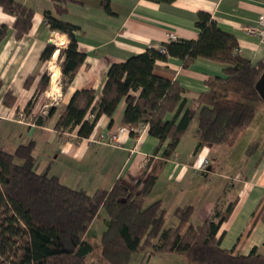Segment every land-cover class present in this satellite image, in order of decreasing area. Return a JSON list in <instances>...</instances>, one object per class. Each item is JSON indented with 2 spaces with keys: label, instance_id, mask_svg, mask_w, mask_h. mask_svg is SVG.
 <instances>
[{
  "label": "trees",
  "instance_id": "16d2710c",
  "mask_svg": "<svg viewBox=\"0 0 264 264\" xmlns=\"http://www.w3.org/2000/svg\"><path fill=\"white\" fill-rule=\"evenodd\" d=\"M53 1L57 15L46 10L44 19L51 29L65 33L69 39L67 47L59 52L61 74L69 83L85 54L77 46L79 27L59 16L65 4L74 0ZM107 1L103 0L106 8ZM0 7L15 17L16 38L29 31L32 7L17 0H0ZM195 26V40L177 38L112 63L98 96L92 88L76 89L55 121L54 130L61 135L77 127V137L86 138L101 115L110 117L111 126V117L124 100L119 123L131 136L138 134L136 127L145 124L159 146L167 140L161 153L164 159L174 154L194 116V152L205 144L232 141L248 128L264 105L255 86L264 62L252 64L242 56L235 36L223 30L209 12L199 11ZM5 34L6 28L1 26L0 40ZM54 50V45L48 44L41 60L50 58ZM169 57L180 59L183 66L198 57L217 60L224 64V73L208 77V89L194 99L195 107H186L185 89L176 80L153 73L154 63ZM48 82L49 76L44 73L36 93H41ZM36 96L25 105V117L30 115ZM12 101L9 94L3 100L5 104ZM54 112L55 108L50 107L46 113L33 114V124L44 125ZM168 113H173L170 119L165 118ZM258 145L259 140L251 142L247 153ZM32 149V140L19 144L12 152L0 147V264H88L92 245L85 233L102 207L107 217L100 236V254L108 264H127L132 254L142 252L181 255L187 264H264V253L256 247L247 254H234L221 246L219 230L235 200L224 207L215 204L205 219L194 224L192 206H177L168 214L161 200L148 201L158 176L157 167L148 175L142 173L137 181V185L142 182L139 189L137 185L129 189L116 179L110 188L89 193L82 187L64 184L58 176L38 172ZM258 217L264 221V204Z\"/></svg>",
  "mask_w": 264,
  "mask_h": 264
},
{
  "label": "crops",
  "instance_id": "0c3cea01",
  "mask_svg": "<svg viewBox=\"0 0 264 264\" xmlns=\"http://www.w3.org/2000/svg\"><path fill=\"white\" fill-rule=\"evenodd\" d=\"M17 1L32 7L33 14L29 31L16 38L15 17L0 7V27L6 28V34L0 40V147L12 152L19 144L32 140V153L37 161L41 156L49 157L56 170L55 165L59 162L57 175H54L63 183L66 180L69 186L82 187L87 192L110 188L116 179L132 189L144 171L148 175L157 167L158 176L148 201L161 200L168 214L177 206L190 205L193 209L191 221L197 224L211 213L215 204L224 207L235 200L233 210L219 230L221 246L231 249L234 254H247L253 247L264 253V221L258 217L264 204V136L261 135L262 140H259L260 136L252 132L255 117L232 141L205 144L194 152L197 142V116H194L174 154L167 159L161 156L167 140L159 146L158 139L148 133L147 126L136 136H131L119 123L124 100L111 117L113 124L109 125L110 117L101 115L86 138L77 137V127L61 135L53 128L76 89L92 88L99 95L112 63L122 62L147 47H159L161 43L177 38L197 39L195 21L199 11L209 12L223 30L232 33L240 54L252 64L264 62V40L244 30L245 25L255 24L259 15H264V0H108V8L103 0L69 1L59 16L79 27L77 46L85 54L69 83L62 77V58L59 56L60 49L67 47L69 39L65 33L51 29L44 19L46 10L56 14L54 1ZM48 44L54 45L55 50L50 58L41 60ZM223 69L224 64L213 59L198 57L183 66L180 59L169 57L164 61L157 60L153 73L176 80L185 89V106L195 107L194 99L208 89V77L223 75ZM44 73L49 76V82L37 94ZM7 94L13 99L10 104L3 102ZM34 95L37 96L30 115L18 120V113L24 112L25 105ZM53 99H58V103H53ZM50 107H54L55 112L47 122L42 126L33 124L32 115L45 113ZM258 110L260 124L264 125V105ZM172 116L173 113H168L165 118ZM111 133L117 134L116 142L107 140ZM255 140H259V145L248 154L247 147ZM239 145L242 148L236 154ZM244 154L250 162L243 161L245 168H239ZM213 157L223 164L220 173L211 163ZM204 160L208 161L205 172L199 170ZM225 169L228 172L225 173ZM232 179L234 182H230ZM141 185L142 182L137 189ZM103 223L105 225V219ZM87 262L93 264V260ZM99 262L108 264L102 259ZM127 264H187V261L173 253L142 252L132 254Z\"/></svg>",
  "mask_w": 264,
  "mask_h": 264
},
{
  "label": "rangeland",
  "instance_id": "374dc122",
  "mask_svg": "<svg viewBox=\"0 0 264 264\" xmlns=\"http://www.w3.org/2000/svg\"><path fill=\"white\" fill-rule=\"evenodd\" d=\"M259 111L260 110H258L256 112L255 119H254V121L252 123V132L257 134L256 136H260L259 140H262L261 137L264 136V125L260 124L261 117L259 116L260 115ZM241 148H242L241 145H239L236 148V154H238V151ZM244 153H245V151H244ZM246 157L247 156H245V154H244L242 160H240L239 168H245V162H243V161H246V162L249 161L250 162V159L247 160ZM211 163L217 168L219 173H220V171H222V165L223 164H221L219 162V159L217 160L216 157H213L211 159ZM247 164H248V162H247ZM52 165H53V163L49 159V157L41 156V158L37 161V164H36V166H38L37 167V171L38 172H43L46 175H54V174L57 175L56 172L59 169L60 163L58 162L55 165V166L58 167L57 170ZM226 172H228V171L225 169V173ZM221 179L222 178H219V180H221ZM230 182H234V179H232ZM64 183L69 186V182L68 181L65 180ZM75 187H77V186H75ZM92 192H89V193H92ZM98 214H99V216L92 220V222H91V224L88 227V230L86 232V238L92 245V251L87 256V260H89V261L93 260V264L102 263V262H99L102 259L101 255H100V241H99V237H100L102 229L105 228V225L103 223V219H105L107 217V213H106V211H105V209L103 207L99 209ZM102 261L104 263H106L103 259H102Z\"/></svg>",
  "mask_w": 264,
  "mask_h": 264
},
{
  "label": "built area",
  "instance_id": "2783aa9c",
  "mask_svg": "<svg viewBox=\"0 0 264 264\" xmlns=\"http://www.w3.org/2000/svg\"><path fill=\"white\" fill-rule=\"evenodd\" d=\"M244 30L248 34L258 36L261 40H264V15L263 14L259 15V17L256 20L255 24L245 25L244 26ZM53 103L57 104L58 103V99H53ZM89 116H91V115H89ZM24 118H25L24 112L23 111L19 112L18 113V120L22 121ZM145 128H146L145 124H140L138 127L135 128V131H137V133H140ZM107 138H108L107 140L109 142H116L117 134L111 133V134L108 135ZM207 164H208V161L204 160L203 163L201 164V166L199 167V170L205 172Z\"/></svg>",
  "mask_w": 264,
  "mask_h": 264
},
{
  "label": "water",
  "instance_id": "95a60500",
  "mask_svg": "<svg viewBox=\"0 0 264 264\" xmlns=\"http://www.w3.org/2000/svg\"><path fill=\"white\" fill-rule=\"evenodd\" d=\"M256 89L264 102V69L255 83Z\"/></svg>",
  "mask_w": 264,
  "mask_h": 264
},
{
  "label": "bare ground",
  "instance_id": "6f19581e",
  "mask_svg": "<svg viewBox=\"0 0 264 264\" xmlns=\"http://www.w3.org/2000/svg\"><path fill=\"white\" fill-rule=\"evenodd\" d=\"M53 80H55V77L53 76Z\"/></svg>",
  "mask_w": 264,
  "mask_h": 264
}]
</instances>
